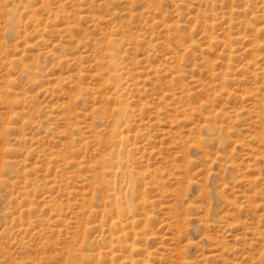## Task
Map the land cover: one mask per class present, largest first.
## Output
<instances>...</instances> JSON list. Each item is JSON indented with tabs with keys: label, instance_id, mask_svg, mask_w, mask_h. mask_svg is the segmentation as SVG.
<instances>
[{
	"label": "rangeland",
	"instance_id": "rangeland-1",
	"mask_svg": "<svg viewBox=\"0 0 264 264\" xmlns=\"http://www.w3.org/2000/svg\"><path fill=\"white\" fill-rule=\"evenodd\" d=\"M0 264H264V0H0Z\"/></svg>",
	"mask_w": 264,
	"mask_h": 264
}]
</instances>
